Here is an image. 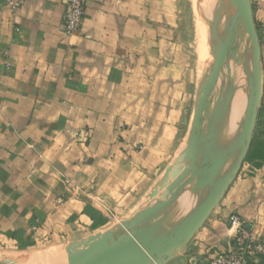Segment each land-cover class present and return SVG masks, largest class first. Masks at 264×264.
<instances>
[{"label":"crops","instance_id":"crops-1","mask_svg":"<svg viewBox=\"0 0 264 264\" xmlns=\"http://www.w3.org/2000/svg\"><path fill=\"white\" fill-rule=\"evenodd\" d=\"M251 1L264 87V0ZM184 6L185 0H88L81 31L68 35L65 0H27L17 14L0 0V254L51 249L61 252L51 264H66V247L87 239L101 215L89 196L131 199L176 163L182 177L189 153L195 166L173 191L179 199L154 221L158 232L183 202H194L199 153L192 133L219 64L208 51L201 57ZM250 70L247 79L228 70L205 109L201 135L221 151L240 141ZM239 95L242 110L233 122ZM263 102L264 90L232 185L167 264H208L226 251L235 233L231 215L264 239Z\"/></svg>","mask_w":264,"mask_h":264},{"label":"water","instance_id":"water-1","mask_svg":"<svg viewBox=\"0 0 264 264\" xmlns=\"http://www.w3.org/2000/svg\"><path fill=\"white\" fill-rule=\"evenodd\" d=\"M230 1L239 12L235 17L225 19L223 34L216 41L219 67L203 90L192 133L193 150L199 153L197 177L190 193V198L197 202L196 207L185 220L168 233L160 234L154 224L149 227H142L179 199V195L174 193L173 196L157 202L124 224L125 233L123 234L116 235L111 231L98 232L90 235L86 240L69 244L66 247V264H167L177 253L191 243L232 185L252 143L264 87L261 69V44L252 7L248 0ZM237 19L243 22L253 46L252 85L246 103L240 141L236 147L221 151L209 139L201 135L202 118L213 90L223 77L231 61V56L234 55L233 52L229 53L223 48V38L227 34L229 36L233 34ZM193 156V153L188 155L187 158L192 160L185 161L188 168L183 172V176L179 177V182L173 186L171 192L176 189L180 190V185L183 180H186L188 170L194 168L196 161ZM231 161H235L234 166L223 175L226 166ZM178 170L179 168L175 170L174 177L179 173ZM0 264L4 263L0 262Z\"/></svg>","mask_w":264,"mask_h":264},{"label":"rangeland","instance_id":"rangeland-1","mask_svg":"<svg viewBox=\"0 0 264 264\" xmlns=\"http://www.w3.org/2000/svg\"><path fill=\"white\" fill-rule=\"evenodd\" d=\"M248 2L250 3L251 7H253V2L251 0H248ZM184 15H185L184 16L185 24L190 28L192 39L197 44V48L201 53V57H204L205 52L208 51L207 56H209L210 62H213L215 59L217 61L218 56L216 49V41L220 39L223 34V29L225 25L224 15L232 18L230 0H185ZM223 48L229 53L230 52L234 53V55L231 56V61L229 62L225 70V73H227L229 70V72L236 73V75H238L239 77L241 75L243 78L247 79L246 72L249 73L251 71L250 69H252L251 67H252L253 46L247 34L246 28L240 19L235 20V29L233 31V34L231 36L227 34L223 38ZM242 103H243V99L239 104L236 101L232 109L231 118L233 122L239 116L242 110ZM245 103L246 100L244 102V106ZM262 106H264V102L262 103ZM180 164L181 163H179L178 165V163H176L175 165L169 167L166 171L165 170L162 171L161 173L163 176L158 178H153L150 186L144 187L142 185L136 191V193L133 194V196H131V199L129 198L128 193L121 195L119 199H116L113 196L112 199L110 198V196H101V195L89 196V199L92 201V203L95 205V207H97V209L101 213V215L98 216L97 222L95 223L96 226L93 229H91L89 233L93 235L98 232H106L109 230L113 231L116 235L125 233V230L123 229L124 224L130 222L132 219L138 216L143 210L155 205L157 202H160L166 198L173 196L174 193L171 192V190L173 186H175L180 180V178L174 177V173L175 170L178 168V166H181ZM132 197L134 198L133 200ZM193 203L195 205V201ZM164 211H162L157 216H155V218L152 221L142 225V227H149L153 225L154 221L160 216H162V213H164ZM189 213L188 214L184 213L176 217H172L171 220L170 219L168 220V218H166L165 216L164 218L167 219L168 224L163 229H161L159 233L165 234L172 231L183 220L187 218ZM83 240H86V238ZM197 241L198 240H196L195 242ZM44 244L46 245H44V247L41 248L50 246L51 242L50 243L47 242ZM53 252L55 253L54 259L58 260L61 255V252L59 251H51V249L35 251L36 253L35 255L37 256L36 260H38L39 262L36 263L51 264V261H45L44 263V261L41 260L40 258L43 257V255H46L47 253H53ZM3 254H8L10 256H14L18 258L20 260L19 261L20 264H28V262L31 261L29 257H32V256L28 257L17 254H11V253H3ZM11 264H17V263H11Z\"/></svg>","mask_w":264,"mask_h":264},{"label":"built area","instance_id":"built-area-1","mask_svg":"<svg viewBox=\"0 0 264 264\" xmlns=\"http://www.w3.org/2000/svg\"><path fill=\"white\" fill-rule=\"evenodd\" d=\"M27 0H6V5L17 14ZM88 0H65L63 27L68 35L81 31L86 16ZM235 230L229 248L217 253L208 264H264V239L247 230L245 223L237 215L229 218Z\"/></svg>","mask_w":264,"mask_h":264},{"label":"bare ground","instance_id":"bare-ground-1","mask_svg":"<svg viewBox=\"0 0 264 264\" xmlns=\"http://www.w3.org/2000/svg\"><path fill=\"white\" fill-rule=\"evenodd\" d=\"M230 6H231V12H232V17H235L236 15H237V13H238V9L236 8V7H234L233 6V3L230 1ZM234 7V8H233ZM234 10H233V9ZM224 18L226 19V18H228V16H226V15H224ZM230 18V17H229ZM246 63V62H245ZM243 99V97H241V95H239L238 97H237V99H236V101L238 102V104L241 102V100ZM247 103V102H246ZM189 152H191V151H189ZM188 152V153H189ZM190 154V153H189ZM197 165V164H196ZM186 202H183L179 207H177V210L176 211H174L173 212V215H179V214H182V213H185V212H187V210H186V208L188 209V206L187 205H189V206H191V208L193 207V206H195L196 207V205H197V202L195 201V205H194V203H192V202H190L189 204H187ZM171 220V219H170ZM168 224V223H167ZM179 224V223H178ZM171 227V226H170ZM164 231V230H163ZM46 254V253H45ZM54 256H55V253L53 252V253H47L46 255H43V257H41L40 259L41 260H43L44 261V263H45V261H52V260H57V259H54ZM59 258V257H58ZM29 259H31V261H27L28 262V264H37V263H39L38 262V260H36L37 259V256L35 255V256H32V257H29ZM60 259V258H59ZM36 260V261H35ZM0 261L2 262V263H4V264H8V263H17V264H20L19 263V259L18 258H16V257H14V256H10V255H8V254H3V255H1L0 254ZM37 262V263H36ZM42 262V261H41ZM55 262V261H54ZM54 262H53V264H54ZM49 263V262H48ZM52 263V262H51ZM40 264H42V263H40Z\"/></svg>","mask_w":264,"mask_h":264}]
</instances>
